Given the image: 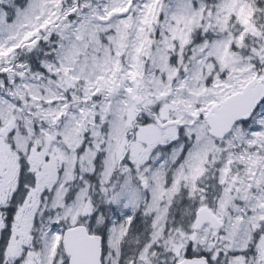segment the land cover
Masks as SVG:
<instances>
[{"label": "snow or ice", "instance_id": "1", "mask_svg": "<svg viewBox=\"0 0 264 264\" xmlns=\"http://www.w3.org/2000/svg\"><path fill=\"white\" fill-rule=\"evenodd\" d=\"M0 264H264V0H0Z\"/></svg>", "mask_w": 264, "mask_h": 264}]
</instances>
